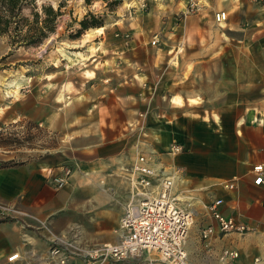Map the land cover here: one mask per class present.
Segmentation results:
<instances>
[{"label":"crops","instance_id":"0c3cea01","mask_svg":"<svg viewBox=\"0 0 264 264\" xmlns=\"http://www.w3.org/2000/svg\"><path fill=\"white\" fill-rule=\"evenodd\" d=\"M232 5L228 0L222 9L230 6L232 10ZM215 8L218 10L217 5ZM252 16L232 12L222 24L209 14L180 17L172 31L176 40H167L169 47L176 48L158 51L162 54L161 70L154 62L147 67L119 65L128 79L121 81L114 93H90L81 100L84 107H79L76 116L82 125L69 130L64 137L67 142L56 153L2 168L0 199L18 204L20 224L0 222V264H49L47 250L52 234L59 241L74 238L78 248L117 241L119 218L133 188L126 168L134 164L140 152H153L160 165L181 168L178 187L194 210V224L186 242L192 264H219L218 255L226 247L237 249L243 264H251L255 257L262 258L264 264V185L255 184L251 173L255 163L264 162V63L250 58L246 50L256 48L255 54L264 48V29L242 24ZM252 19L255 23L264 21L262 15ZM229 48L241 50L240 61L215 58L216 53L226 57ZM59 49L76 61L90 56ZM189 57L191 70L187 72ZM141 70L149 80L158 75L160 81L139 95L132 91L131 81L134 74H142ZM2 82L7 96L20 93L22 81L16 76ZM144 93L153 102L145 126L133 123L128 129L126 123L145 107ZM7 101L0 97V106H8ZM1 109L0 118H5L6 111ZM23 116L16 113L11 119ZM57 120L55 110L43 122L52 125ZM74 123L69 121L65 126ZM171 141L181 144L182 151L175 155L166 152ZM66 166L72 169L68 182L55 188L47 175L49 171L58 174ZM218 197L223 199L220 210L224 214L252 230L216 235L208 250L197 229L215 223L207 204ZM45 222L51 229L48 225L40 229ZM15 252L18 257L8 261ZM87 262L76 257V264ZM112 264H142V259Z\"/></svg>","mask_w":264,"mask_h":264},{"label":"rangeland","instance_id":"374dc122","mask_svg":"<svg viewBox=\"0 0 264 264\" xmlns=\"http://www.w3.org/2000/svg\"><path fill=\"white\" fill-rule=\"evenodd\" d=\"M35 1L38 7L41 4L60 7L61 15L58 17L55 32L39 45L19 46L9 53L10 46L6 38L0 36V97L8 100L6 102L8 106H0V112L1 108L6 111L5 118H0V138H4L0 143V170L56 153L67 142L64 137L69 130L82 125L77 123L76 116L79 107H84L81 100L88 98L90 93L99 95L114 93V90L122 85L120 82L128 79V76H124L125 70L120 69L119 65L129 64L131 67L133 64H140L147 67L154 62L157 70H161L159 66L162 54L158 51L160 48H176L175 45L169 47L167 40L168 38L176 40V34H172V31L175 32L174 25L180 17L190 14L215 16L218 10H224L227 20L232 12H240L253 15L251 19L242 21L244 26L251 27L256 24L264 29V21L255 23L252 19L260 15L264 17V0H230L234 4L232 10L230 6L226 10L222 9L224 8L222 5L228 0H193L196 3L194 6L189 5L188 0H118L117 3H114V0ZM216 5L218 10L215 8ZM89 12L100 19L101 26L91 27L86 31L82 29L76 36L80 28L79 20ZM88 19L92 20L90 15ZM225 20L215 21L222 24ZM93 30H96L95 33L90 34ZM209 34L210 37L213 36L212 33ZM59 48L89 53L90 56L85 60L76 61L64 56ZM246 50L249 51L250 58L264 63V48H259L255 54L256 48ZM182 51L185 53L186 48ZM234 51L236 49H231L226 57L223 56L224 53H216L215 58L229 62L240 61L241 50ZM205 56H208L207 53ZM191 61L192 58L189 57L187 72L191 70ZM148 71L150 72L149 68ZM141 73L134 74L133 81L130 80L133 83L132 91L139 95L142 90L148 92L160 81L158 75L149 80L143 70ZM13 75L22 81L20 93L16 96H7L2 81ZM146 93L142 94L145 107L136 111V116L126 123L128 129L133 123L136 126H145L149 108L153 104L148 100ZM55 110L58 119L56 123L52 125L44 123L43 120L49 116L50 111ZM16 113H24L25 116L12 120L11 117ZM69 121H74V125L65 126ZM64 131L67 133L64 134ZM48 170L49 168L45 172ZM179 173L181 174V170ZM18 208L17 203L0 199V222L4 221L1 219L5 217L17 222ZM46 225L51 227L45 222L40 229ZM51 236L54 237V234ZM67 241L74 242V238ZM91 246L93 245L84 248L76 246L74 255L82 257L79 251ZM112 262L87 263L112 264ZM119 262L122 261L115 263Z\"/></svg>","mask_w":264,"mask_h":264},{"label":"built area","instance_id":"2783aa9c","mask_svg":"<svg viewBox=\"0 0 264 264\" xmlns=\"http://www.w3.org/2000/svg\"><path fill=\"white\" fill-rule=\"evenodd\" d=\"M194 6L193 0H188ZM217 22L226 19L224 10L214 16ZM166 152L177 154L182 146L171 141ZM132 192L124 212L119 218L118 239L80 250L82 259L90 262L127 261L141 258L142 264H192L188 258L186 242L194 224V210L183 199L178 184L182 181L180 168L160 165L153 152H141L129 168ZM72 169L63 167L57 174L49 171L48 180L59 188L68 182ZM253 182L264 185V162L251 168ZM225 186H232L226 183ZM223 199L214 198L207 204V210L215 223L198 226L197 235L203 246L210 249L211 238L229 233L245 234L252 229L233 216L220 210ZM75 244L59 241L53 237L47 250L49 264H76ZM75 248V249H74ZM74 249V250H73ZM15 252L8 261L18 257ZM219 264H243L239 252L234 248H223L218 255ZM251 264H262V258L255 257Z\"/></svg>","mask_w":264,"mask_h":264},{"label":"trees","instance_id":"16d2710c","mask_svg":"<svg viewBox=\"0 0 264 264\" xmlns=\"http://www.w3.org/2000/svg\"><path fill=\"white\" fill-rule=\"evenodd\" d=\"M117 2L118 0H114V3ZM60 15V7L54 8L52 4H41L38 7L35 0H0V36L6 38L10 46L9 53L19 46L39 45L55 32ZM89 15L92 20L88 19ZM79 24L76 36L82 29L86 31L88 28L101 26V21L89 12L79 20ZM3 139L0 138V143ZM8 219L10 218L5 217L1 220Z\"/></svg>","mask_w":264,"mask_h":264},{"label":"bare ground","instance_id":"6f19581e","mask_svg":"<svg viewBox=\"0 0 264 264\" xmlns=\"http://www.w3.org/2000/svg\"><path fill=\"white\" fill-rule=\"evenodd\" d=\"M15 85L17 86V82H15Z\"/></svg>","mask_w":264,"mask_h":264}]
</instances>
